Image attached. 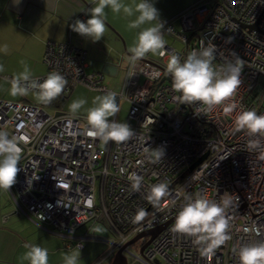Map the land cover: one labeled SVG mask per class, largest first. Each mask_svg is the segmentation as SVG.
I'll list each match as a JSON object with an SVG mask.
<instances>
[{"label":"built area","instance_id":"built-area-1","mask_svg":"<svg viewBox=\"0 0 264 264\" xmlns=\"http://www.w3.org/2000/svg\"><path fill=\"white\" fill-rule=\"evenodd\" d=\"M177 19L160 18L161 31L164 40L172 36L182 48L165 40L164 56L148 53L129 61L118 92L104 83L103 71L87 70L84 48L47 40L46 71L32 77L42 81L52 71L60 73L67 80L64 94L77 85L103 94L115 92L120 105L129 104L125 118L119 112L109 118L134 130L125 142L104 144L87 136L86 116L56 114L42 104L0 98V130L25 137L19 145L17 182L9 190L18 208L66 238L90 220H107L116 238L106 239L111 247L99 263L112 261L116 250L136 234L170 220L143 251L125 247L128 264H239L242 245L264 241V137L236 131L234 123L242 111L264 115V0H200ZM202 41L216 45L217 68L226 57L235 59L231 53L244 61L235 95L210 111L198 103L177 101L180 94L166 74L171 54L183 61L202 47ZM228 104L235 107L226 115L223 107ZM255 139L260 146L249 147ZM145 147L163 148L164 156L156 160ZM132 173L142 177L139 191L132 190L128 179ZM160 183L168 185L169 195L153 206L147 196ZM225 193L231 198L226 209L231 239L213 254L201 255L192 238L172 232L176 215L186 196L221 203ZM140 208L148 215L134 223ZM143 237L141 245L150 235Z\"/></svg>","mask_w":264,"mask_h":264},{"label":"clouds","instance_id":"clouds-1","mask_svg":"<svg viewBox=\"0 0 264 264\" xmlns=\"http://www.w3.org/2000/svg\"><path fill=\"white\" fill-rule=\"evenodd\" d=\"M19 2L20 0H14L17 5ZM92 4L94 6L89 7L85 12L88 16L86 20L75 19L69 25L73 32L96 43L103 39L107 29L105 9H110L115 14H120L122 11L127 17L138 13L134 20L129 21L130 29L140 28L153 21L158 23L138 32L133 45L128 48L129 60L134 63L148 53L165 55L166 42L161 31L163 23L160 20L159 10L154 6L152 0H140L135 3L134 7L126 5L123 0H92ZM0 51L7 54L8 46L3 45L0 47ZM216 52V45L210 41L208 43L202 41V47L199 50L191 51L183 61L175 53L169 56L166 74L172 79L174 91L180 94L175 99L181 104L198 103L201 106H206L202 110L210 111L215 106L224 105L235 95L236 89L241 83L240 74L244 61L235 53H231L235 59L226 57L223 65L217 68L213 64L217 58ZM3 71L4 66L0 64V72ZM9 84V94L12 97L27 96L32 93L39 103L47 105L63 93L67 80L60 73L52 71L40 81L34 79L29 68L25 66L22 72L9 80ZM86 103L85 99L74 100L69 105L70 111L75 114ZM92 103L94 106L88 109L86 116L87 136L98 138L104 144L109 141L119 144L134 135V130L128 123L109 119L120 111L115 92L109 91L104 95H97ZM234 107V104H228L223 107V111L226 115L230 114ZM234 123L236 131L245 130L249 136L264 137V115H258L254 110L240 112L235 117ZM24 139L25 137L10 136L7 131L0 130V189L7 192L17 182V175L20 171L18 165L22 155L19 145ZM259 146V139L249 141V147L257 148ZM150 149V147H145L144 151L147 153ZM151 154L156 160H160L164 156V150L163 148L151 149ZM128 179L132 182V190L139 191L142 177L132 173ZM30 183L31 181H29ZM57 187L64 188L66 185L57 183ZM168 195V185L160 183L151 187L147 199L153 206H158L160 201ZM185 200L186 203L176 215L172 232L192 238L193 243L200 247L201 255L213 254L217 248L231 239L228 234L230 219L226 216V209L231 203V198L225 193V198L221 203L200 196L195 199L186 196ZM58 203L62 204L61 200ZM147 215L146 210L140 208L137 210L133 222L138 223L144 220ZM256 231L259 235V231ZM23 247L27 251L22 259L28 264H49L48 249L30 243H25ZM82 247L83 241L76 245V249L65 253L63 264H78ZM238 257L239 264H264V241L242 245L238 250Z\"/></svg>","mask_w":264,"mask_h":264},{"label":"crops","instance_id":"crops-1","mask_svg":"<svg viewBox=\"0 0 264 264\" xmlns=\"http://www.w3.org/2000/svg\"><path fill=\"white\" fill-rule=\"evenodd\" d=\"M197 1L200 0H153L160 18H173L176 22L179 15ZM123 2L134 7L140 0ZM92 6V0H20L18 5L14 0H0V47L5 44L8 46L7 54L0 51V64L4 66V71L0 72L1 99L41 104L32 93L12 97L9 94V80L22 72L25 66L29 68L32 76L41 75L46 71L43 57L49 39L70 41L75 46L84 48L87 53L88 71L103 70L106 63L116 65L118 69L115 72L111 69V73H108L110 76L104 75V83L113 89L118 85L119 89L115 90L117 92L121 89L125 77L120 74V66L123 65L124 59L128 64L130 61V54L126 53L125 49L128 50L133 45L139 31L154 26L157 21L130 29L129 21L134 20L138 13L127 17L122 11L115 14L110 9H105L106 32L103 39L93 43L69 27L75 19L86 20L88 16L85 12ZM75 89L74 87L70 94ZM85 224H82L72 237L66 238L33 220L18 208L10 192L0 189V264H28L22 259L27 251L23 247L25 243L48 249L49 264H63L65 253L76 249L78 241L90 238L83 234ZM78 264H86V261L79 259Z\"/></svg>","mask_w":264,"mask_h":264},{"label":"rangeland","instance_id":"rangeland-1","mask_svg":"<svg viewBox=\"0 0 264 264\" xmlns=\"http://www.w3.org/2000/svg\"><path fill=\"white\" fill-rule=\"evenodd\" d=\"M165 40L168 42H172L175 45H177L178 48H182L183 43L178 40L173 38L172 36H165ZM157 55V54H155ZM128 65V61L126 59L123 60V65L120 66V74L122 73L123 78L126 76V67ZM105 75H109L108 73H105ZM110 76V75H109ZM117 76V75H115ZM144 81V78L141 79V82ZM76 89L69 95L65 103L61 105V109H59L58 106L54 104H47L45 108L50 111V112H55L57 110H61L64 112H68L73 114L70 111L69 105L74 101L78 99H85L87 103L80 109L78 112L75 113V115H80V116H87V111L89 108L93 107V99L97 95H104L103 93H100L98 91L92 92L88 87L84 85H77L75 87ZM118 85H115L114 90H118ZM113 89V88H111ZM76 91V93H74ZM117 98V103L120 106V118L123 119L125 118L129 104L128 102H123L121 105L119 103L118 96L116 95ZM99 189L97 188V196L99 197ZM83 234L90 236V238H86L83 240V249H81V261H86V264H110L111 261H102L99 263V259L104 255V253L110 249L111 245L109 242L102 240V239H108L116 238V234L110 229L109 222L103 221L101 218L98 220H90L86 222V224L83 226ZM146 237H142L141 239H138L131 244L128 245V249L131 251H137L140 249L142 241H144Z\"/></svg>","mask_w":264,"mask_h":264},{"label":"water","instance_id":"water-1","mask_svg":"<svg viewBox=\"0 0 264 264\" xmlns=\"http://www.w3.org/2000/svg\"><path fill=\"white\" fill-rule=\"evenodd\" d=\"M126 53H129L127 49H125ZM130 54V53H129ZM111 69H114V72L118 69V67L112 63H106L103 67V72L105 73H111ZM168 78L167 76L164 77V79ZM64 111H55L56 114H60ZM199 159L196 163H194L190 168L192 169L196 164H198L200 162ZM171 221V220H170ZM166 222L164 224H161L153 229H149L146 231H143L141 233L136 234L135 236H133L131 239H129L126 243H124L119 249L116 250L115 255L112 259V261L110 262V264H128L127 261V256L124 253V249L127 245L131 244L132 242L140 239L143 236L146 235H150V237L141 245L140 250L143 251L146 246L155 238V236L170 222Z\"/></svg>","mask_w":264,"mask_h":264},{"label":"trees","instance_id":"trees-1","mask_svg":"<svg viewBox=\"0 0 264 264\" xmlns=\"http://www.w3.org/2000/svg\"><path fill=\"white\" fill-rule=\"evenodd\" d=\"M69 94L70 93H62L57 99H55L54 101H52L51 102V104H54V105H56V106H58L59 107V109H61V105L63 104V103H65V101L67 100V98L69 97ZM112 227L110 226V229H111Z\"/></svg>","mask_w":264,"mask_h":264}]
</instances>
